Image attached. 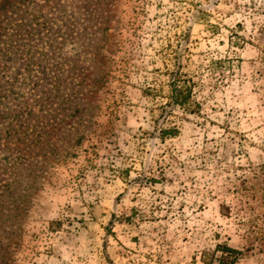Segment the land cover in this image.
I'll return each instance as SVG.
<instances>
[{
    "label": "rangeland",
    "instance_id": "1",
    "mask_svg": "<svg viewBox=\"0 0 264 264\" xmlns=\"http://www.w3.org/2000/svg\"><path fill=\"white\" fill-rule=\"evenodd\" d=\"M3 4L0 264H264V0Z\"/></svg>",
    "mask_w": 264,
    "mask_h": 264
},
{
    "label": "trees",
    "instance_id": "2",
    "mask_svg": "<svg viewBox=\"0 0 264 264\" xmlns=\"http://www.w3.org/2000/svg\"><path fill=\"white\" fill-rule=\"evenodd\" d=\"M6 0L3 1V3ZM1 3L0 4V9H2V7L4 6V4ZM32 18H36V16L32 17ZM12 26H14L15 30L18 28L19 30L21 29V26H24L27 24V18L24 17H18V18H12ZM18 21L20 24H18ZM35 24H38L39 22L36 21L34 22ZM9 26L8 23L5 24V26H3L2 30H5V28ZM1 24H0V28H1ZM28 28H32L34 27V25L31 24H27ZM32 33V32H30ZM45 38H47L46 40H44V43L46 44L45 48H46V58H45V62H48V60L50 59H54L55 55H51L53 52L54 53H59V51H55V46L52 44V38L48 39V36H45ZM41 39H43L41 37ZM60 64H56L54 65V69L52 70L51 68H48L47 66V72L45 74V77L42 79V81L38 82V87L37 84L35 82H32L33 86L36 87H30V91L31 94L33 95L32 98V102L31 103H27L23 109L27 108L28 111V117L25 118L27 119L26 121H23L21 119L20 121V125H22L21 130L18 131V135L16 137V140L21 144H25V146H27V142L32 143L33 139L35 136H40L41 133H48L47 129V125L48 122H50L52 120L49 121L47 120L48 118L44 117V116H35V112H34V105L39 106L40 108L44 109L45 112H52L54 111V108H52V106H57L58 104L56 102H54L53 100H56V98H59L58 95L60 93L64 92V89H69V87H64L65 83L69 84V82L67 83L66 80H62L61 79V73L56 70V66H59ZM61 68V67H60ZM175 94V98L179 99L178 101L180 102V104H185L186 101L189 98L190 95V89L187 88V86H183L182 88H177V87H172V95ZM49 108V109H46ZM22 110V109H21ZM44 117V118H42ZM34 121H38V123H43L44 125L41 126L40 128L37 127L36 125H34ZM11 132L12 133H17V130H15L13 127H11ZM20 144H16L17 148H15V150L18 153H21L19 150L21 148ZM222 247L223 250L228 251L230 253L235 252L236 250L232 247L229 246H220Z\"/></svg>",
    "mask_w": 264,
    "mask_h": 264
}]
</instances>
